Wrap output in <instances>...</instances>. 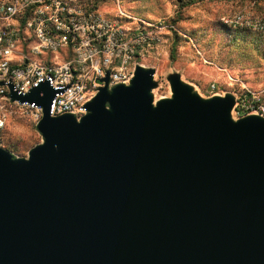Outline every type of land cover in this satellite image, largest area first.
<instances>
[{
    "label": "water",
    "instance_id": "water-1",
    "mask_svg": "<svg viewBox=\"0 0 264 264\" xmlns=\"http://www.w3.org/2000/svg\"><path fill=\"white\" fill-rule=\"evenodd\" d=\"M105 86L87 114L51 115L48 81L11 99L42 108L26 158L0 140V264H264V118H233L180 74Z\"/></svg>",
    "mask_w": 264,
    "mask_h": 264
},
{
    "label": "built area",
    "instance_id": "built-area-1",
    "mask_svg": "<svg viewBox=\"0 0 264 264\" xmlns=\"http://www.w3.org/2000/svg\"><path fill=\"white\" fill-rule=\"evenodd\" d=\"M226 25L264 32V17L240 11ZM177 29L166 18H137L121 8L115 17L100 8V0H0V135L10 115L31 114L38 124L42 108L11 99V84L28 94L48 81L56 91L54 117L80 119L85 106L103 88L129 86L137 66H144L166 45ZM208 97L221 96L210 84ZM239 117L264 118V101L250 93L236 98Z\"/></svg>",
    "mask_w": 264,
    "mask_h": 264
},
{
    "label": "rangeland",
    "instance_id": "rangeland-1",
    "mask_svg": "<svg viewBox=\"0 0 264 264\" xmlns=\"http://www.w3.org/2000/svg\"><path fill=\"white\" fill-rule=\"evenodd\" d=\"M191 1V2H190ZM100 0L104 13L115 17L121 8L137 18H166L173 32L166 45L144 63L156 70L155 100L172 95L168 77L180 74L204 98L210 84L221 96L243 99L253 93L264 101V32L226 25L240 11L264 17V0ZM190 2V3H189ZM219 96V95H218ZM233 117L237 116L233 112ZM2 146L15 157L26 158L42 142L31 114L14 111L0 135Z\"/></svg>",
    "mask_w": 264,
    "mask_h": 264
},
{
    "label": "trees",
    "instance_id": "trees-1",
    "mask_svg": "<svg viewBox=\"0 0 264 264\" xmlns=\"http://www.w3.org/2000/svg\"><path fill=\"white\" fill-rule=\"evenodd\" d=\"M178 1L182 3L181 6L184 7V5H186L185 2H184V0H178ZM174 33H175L174 35H176V41H178L181 38V33L178 30L177 31H174Z\"/></svg>",
    "mask_w": 264,
    "mask_h": 264
},
{
    "label": "bare ground",
    "instance_id": "bare-ground-1",
    "mask_svg": "<svg viewBox=\"0 0 264 264\" xmlns=\"http://www.w3.org/2000/svg\"><path fill=\"white\" fill-rule=\"evenodd\" d=\"M170 92H171V90H170ZM196 92H198V91H196ZM171 96V95H170ZM162 99V98H161ZM156 102H157V100H155V104H156ZM234 118V117H233ZM234 119H236V118H234Z\"/></svg>",
    "mask_w": 264,
    "mask_h": 264
}]
</instances>
